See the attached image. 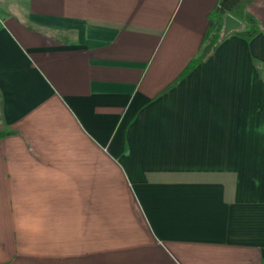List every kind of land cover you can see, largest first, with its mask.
<instances>
[{"label":"crops","instance_id":"0c3cea01","mask_svg":"<svg viewBox=\"0 0 264 264\" xmlns=\"http://www.w3.org/2000/svg\"><path fill=\"white\" fill-rule=\"evenodd\" d=\"M221 1L0 0V264H264V0L170 88Z\"/></svg>","mask_w":264,"mask_h":264},{"label":"trees","instance_id":"16d2710c","mask_svg":"<svg viewBox=\"0 0 264 264\" xmlns=\"http://www.w3.org/2000/svg\"><path fill=\"white\" fill-rule=\"evenodd\" d=\"M256 0H223L209 17V25L204 35L198 56L188 65L183 74L170 87L172 88L191 73L197 66L206 62L229 36H223L225 18L232 16L242 23L241 29L230 36H238L246 41H251L260 34L258 21L247 12V8ZM259 72L264 76V70ZM169 88V89H170ZM10 132L0 131V140L10 136Z\"/></svg>","mask_w":264,"mask_h":264},{"label":"water","instance_id":"95a60500","mask_svg":"<svg viewBox=\"0 0 264 264\" xmlns=\"http://www.w3.org/2000/svg\"><path fill=\"white\" fill-rule=\"evenodd\" d=\"M241 27L242 23L236 18L229 15L225 18L223 36H230L232 33L241 29Z\"/></svg>","mask_w":264,"mask_h":264}]
</instances>
